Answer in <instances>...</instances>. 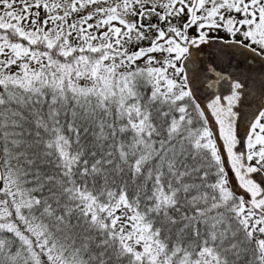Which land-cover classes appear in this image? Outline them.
Masks as SVG:
<instances>
[{"label": "snow or ice", "instance_id": "snow-or-ice-1", "mask_svg": "<svg viewBox=\"0 0 264 264\" xmlns=\"http://www.w3.org/2000/svg\"><path fill=\"white\" fill-rule=\"evenodd\" d=\"M0 264H264V0H0Z\"/></svg>", "mask_w": 264, "mask_h": 264}]
</instances>
